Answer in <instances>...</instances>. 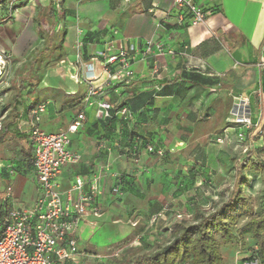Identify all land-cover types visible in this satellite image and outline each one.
<instances>
[{
	"label": "crops",
	"instance_id": "obj_1",
	"mask_svg": "<svg viewBox=\"0 0 264 264\" xmlns=\"http://www.w3.org/2000/svg\"><path fill=\"white\" fill-rule=\"evenodd\" d=\"M192 1L205 10L204 24L177 29L169 38L170 27L156 29L152 12L163 8L174 15L171 0H62L52 23L54 32L63 38L53 47L58 49L55 60H49L42 69L49 73L46 82H38L30 93L24 90L20 94L17 88L10 93L6 83L0 82V180L5 183L0 200V233L6 209L31 206L39 196L32 165H27L23 156L31 148L30 110L37 103L47 102L39 127L58 132L84 108L88 83L83 79L85 71L75 62L74 45L78 39L82 41L84 64L111 39L122 47H143L147 40L160 41L165 49L184 51L185 55L159 56L156 78L150 75L153 59L142 61L137 56L131 67L134 76L127 86L114 84L92 98L93 104L83 109V126L71 136L70 149L81 160L62 170L57 179L61 191L69 187L75 176L89 177L101 172L102 211L112 217L114 224L121 217L133 221V231L139 220L147 221L167 207L192 211L190 202L203 207L208 203L212 212L227 200L241 177L245 180L241 184L245 196L254 197L261 192L264 173L250 167L239 169L242 159L234 155V136L223 145L216 144L210 136L226 128L230 108L240 97L248 99L254 120L264 125V72L256 67L264 44V0ZM20 4H31L35 21L32 34L38 38L24 50L28 59L44 47L43 26L39 23L53 7L50 0ZM11 20L23 21L12 15ZM112 29L119 31L116 37H112ZM95 71L100 77L94 84L105 82L99 65L95 64ZM73 75L79 76V84L69 85L70 79L74 81ZM191 75L193 84L188 80ZM157 85H165L161 93H157ZM102 101L112 106V121L96 117L97 103ZM122 107L131 113L128 120L119 114ZM132 133L145 144L173 151L158 158L142 150L139 162L133 163L126 155ZM250 159L264 164V148L257 149ZM116 176L121 178L119 197L111 194ZM191 182L194 184L188 186ZM202 196H206L205 201ZM87 221L75 233L77 243L87 242L96 227ZM145 229L140 232L143 236ZM147 231L157 244H161V236L169 233L156 225L151 230L147 227ZM123 238L124 242L127 235ZM78 249L83 264H104L103 254H95L87 246Z\"/></svg>",
	"mask_w": 264,
	"mask_h": 264
},
{
	"label": "built area",
	"instance_id": "obj_2",
	"mask_svg": "<svg viewBox=\"0 0 264 264\" xmlns=\"http://www.w3.org/2000/svg\"><path fill=\"white\" fill-rule=\"evenodd\" d=\"M25 0H8L7 9L12 15L15 3ZM32 1V0H26ZM129 2L130 0H123ZM56 14L60 11L62 0H50ZM174 15L163 8H156L152 12V22L156 29L170 27L169 38L173 37L177 29L194 27L204 24L205 10L192 0H171ZM59 29V26H58ZM117 29L111 30L112 37L118 35ZM75 62L78 68L85 71L84 81L88 83L85 94L84 108L93 104L92 98L114 84L127 86L134 76L133 63L140 56L141 60L153 59L151 77L159 75V56L168 55L172 58L185 55L184 51H177L170 47L164 48L160 41L147 40L143 47L140 45L116 46L113 39L105 42L91 57L88 64H84L81 57L82 41L75 42ZM95 64L101 67V73L106 80L98 85L94 84L100 75L95 71ZM256 67L264 72V44L260 47ZM75 83H80L78 75H73ZM161 85L155 87L160 90ZM47 102L37 103L30 110L33 126L29 130V142L32 149V169L39 188V196L28 207L8 208L1 223L0 233V264H55L66 263L83 264L75 233L81 223L98 218L102 213L100 197L102 190L99 185L101 172L89 177L75 176L73 182L65 191H61L58 177L67 166L80 162L79 154L70 149L71 136L75 134L85 121L84 108L58 132H46L39 127L42 116L46 112ZM112 106L102 101L97 103L96 117L110 119ZM119 114L130 118V111L123 107ZM234 136V147L240 148L246 157L251 155L256 147L264 148V125L254 120L248 99L236 98L226 119V128L213 136L216 144L223 145L231 141ZM144 153L158 158L173 151L153 144H147ZM141 153L134 149L129 153L133 163H138ZM120 177L116 176L113 196H121L119 187ZM9 190V189H8ZM178 219L179 215L176 216ZM156 221L152 216L150 223ZM132 226L135 224L131 223ZM257 248H254V252ZM237 264H264L257 254L239 260Z\"/></svg>",
	"mask_w": 264,
	"mask_h": 264
},
{
	"label": "trees",
	"instance_id": "obj_3",
	"mask_svg": "<svg viewBox=\"0 0 264 264\" xmlns=\"http://www.w3.org/2000/svg\"><path fill=\"white\" fill-rule=\"evenodd\" d=\"M7 1L8 0H0V11L3 12V17L0 20H3V18L11 19V15H9L7 9ZM54 14H56L55 10L49 8L44 19L39 23L40 27L43 26L41 39L44 42V47L32 53L24 64L21 78L18 82V94L26 90L27 87L34 88L37 85L38 81H35L36 75L48 63V61L45 62L46 51L50 47L52 48L54 45L60 44L63 38V36L56 34L53 30L54 25L52 23V18ZM54 49L56 50L57 48L55 47ZM51 60H55V58L52 57ZM193 78V75L188 78L192 84L194 83ZM164 87L165 85L162 86L157 93H161ZM28 92L30 93V89ZM64 96L72 97L75 95ZM111 115L112 117L107 119V121H112L114 119V115L112 113ZM124 119L128 120L125 117ZM133 136L132 133L130 136L131 141L126 149V155L128 157L129 153L134 149L141 153L147 145L140 137ZM257 149L261 148L256 147L254 152ZM31 151V148H28L25 153H23L27 165H32ZM252 154L242 159L239 169L243 171L250 167L254 171L264 173V164L251 161L250 157ZM120 180L121 178L119 179V183ZM244 182L245 180L241 177L237 186L230 192L227 200L215 208L211 213L204 214L200 211L197 203L190 202L189 205L194 212L193 223L183 225L180 222L174 221L169 228L163 229L164 231H169L172 236L169 243L165 245H157L151 253L139 254L136 257L129 259L128 263L224 264L221 247L222 245H227L236 240L237 235L234 232V226L241 218H247V220L238 228L239 234L249 233L254 241L251 254L244 259L257 254L260 259L264 260V186L259 194V202L256 206L257 209L254 210L251 203V197L245 196L241 189V184ZM193 184L194 182H191L188 186ZM254 248H257V251L254 252ZM125 256L126 254H121L120 258H118V255L115 256L116 261L123 263L124 259H126L124 258Z\"/></svg>",
	"mask_w": 264,
	"mask_h": 264
},
{
	"label": "rangeland",
	"instance_id": "obj_4",
	"mask_svg": "<svg viewBox=\"0 0 264 264\" xmlns=\"http://www.w3.org/2000/svg\"><path fill=\"white\" fill-rule=\"evenodd\" d=\"M20 5V3L14 4V7L16 8L13 7L12 16L15 19H23L22 22L3 18L0 23V82H5L9 87V90H12V92L10 91L12 94L13 90L18 87V82L21 78L23 66L25 64L24 60L27 59L24 50L38 40L36 35L32 34V31L35 29V21L32 20V14L34 11L31 4L30 6L29 4H25L26 6L24 7H20ZM2 17L3 12L0 11V19ZM22 45H24L23 48ZM57 55L58 49L55 50L53 47H50L48 51H46L45 62L51 60L54 56L56 58ZM48 74L47 70H42L36 75L35 81L43 84L46 82ZM68 83L69 85H77V83L75 84L71 79ZM29 89L31 88L27 87V92ZM23 95L25 96V93H23ZM213 136L214 135H211L210 138H213ZM233 152L235 153L234 155L240 159L245 157L240 148L234 147ZM4 188L5 183L0 180V200ZM259 194L251 197V203L254 210L257 209L256 206L259 202ZM202 197L203 201H205L206 196ZM198 206L200 211L204 214L211 213L212 205L207 203L205 207H203L198 203ZM193 213V210L187 211L183 207L178 209L173 208V210H171L170 207H167L165 208V211L155 215L156 221L153 223H150L151 217L147 221L139 220V223L136 225V230L133 231L131 230L133 228L130 227L131 222L133 221L127 222L125 218L121 217L120 220L114 224L112 222V217L108 213L105 214L102 211L100 217L88 219L87 222L95 223L96 227L91 235H89V238L86 240L87 242L78 243V247L82 249L87 246V248L94 250L96 252L95 254H103L102 258L105 261L104 264H129V259L136 257L139 254H149L157 245H164L172 239L170 232H167V234L161 236V239L159 240L161 244H157L155 240L150 238V236L152 237L153 235H148L147 227L148 230H151V227L154 225H156V228L158 229H167L174 221L180 222L183 225H188L194 222ZM177 215L180 216L179 219L176 217ZM246 220L247 218H241L235 224L234 232L237 235L236 240L227 245H222L221 253L224 264H235L239 259L241 260L251 254L254 243L253 239L249 233L239 234L238 232V228L243 225ZM141 229H145V236L140 233ZM125 235H127V240L125 239L123 242L122 240ZM121 241L123 244L120 245ZM151 241H155V243L152 245L148 244ZM121 254H126L124 257L126 259H124L123 263L117 262L115 257L118 255V258H120Z\"/></svg>",
	"mask_w": 264,
	"mask_h": 264
}]
</instances>
